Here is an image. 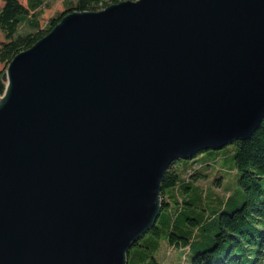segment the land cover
Segmentation results:
<instances>
[{"label":"water","instance_id":"water-1","mask_svg":"<svg viewBox=\"0 0 264 264\" xmlns=\"http://www.w3.org/2000/svg\"><path fill=\"white\" fill-rule=\"evenodd\" d=\"M0 264H128L177 158L264 118V0L69 10L2 73Z\"/></svg>","mask_w":264,"mask_h":264},{"label":"trees","instance_id":"trees-1","mask_svg":"<svg viewBox=\"0 0 264 264\" xmlns=\"http://www.w3.org/2000/svg\"><path fill=\"white\" fill-rule=\"evenodd\" d=\"M52 1L27 0L24 4L4 0L0 6V29L5 37L0 42V61L8 65L16 53L48 33L67 11L99 10L122 0H64L65 9L43 26L41 17ZM4 89L0 73V95ZM221 152L228 157L233 176L225 179L223 165L211 182L204 170L210 162H219ZM193 163L197 166L191 169ZM200 179H206V184L196 182ZM161 197L156 223L132 244L128 264H165L159 255L163 244L166 255L177 250L169 264H264V118L247 139L171 162L164 174Z\"/></svg>","mask_w":264,"mask_h":264},{"label":"rangeland","instance_id":"rangeland-1","mask_svg":"<svg viewBox=\"0 0 264 264\" xmlns=\"http://www.w3.org/2000/svg\"><path fill=\"white\" fill-rule=\"evenodd\" d=\"M21 2H23L24 4L27 2V0H20ZM64 0H53L52 1V5H51V7L50 8H47V9H45V12H44V14H43V16L41 17V22H42V25L44 26L45 24H47V22H48V20L50 19V17L51 16H53L56 12H60V11H63L64 9H65V5H64V2H63ZM3 3H4V0H0V6L1 5H3ZM4 33H3V31L0 29V42L2 41V40H4ZM6 69H7V65H6V63L5 62H2V61H0V73H1V75H2V73L3 72H5L6 71ZM223 154V156H221L220 158H219V162L217 161L216 163H214V162H210V165L211 166H209V169H206V170H204L205 172H208V178H206L207 180H210L211 182H212V180L214 179V178H216L217 177V173L219 172V171H221L222 169H220V167H222L223 165V170L224 171H222V172H224L225 173V179H229L230 177H232L233 176V172H231L230 171V166H231V164H230V162H228L229 160H228V157L225 155V153L224 152H221V155ZM196 166H197V164L196 163H193L192 165H191V169H193V168H196ZM200 165H198V167H199ZM174 167H176V168H180V167H182V165L181 164H174ZM187 174H186V171H184V173H183V176H186ZM206 179H200V181L199 180H197L196 182H204L205 184H206ZM226 180V181H227ZM203 183V184H204ZM229 183V182H228ZM212 186L213 187H215V188H217V189H221L220 187H218L216 184H212ZM219 191H221V190H219ZM167 246H168V244H166ZM166 250H167V247L163 244V248L161 249V251H160V253H159V255L161 256V257H163L164 258V261H165V264H169V262L168 261H170V260H172L175 256H176V254H177V250H173L172 251V255L171 256H169V255H166ZM167 259H166V258Z\"/></svg>","mask_w":264,"mask_h":264}]
</instances>
